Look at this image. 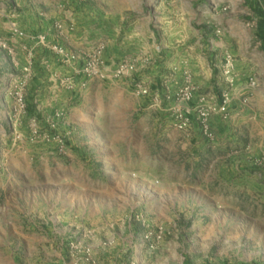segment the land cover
<instances>
[{
    "label": "rangeland",
    "instance_id": "rangeland-1",
    "mask_svg": "<svg viewBox=\"0 0 264 264\" xmlns=\"http://www.w3.org/2000/svg\"><path fill=\"white\" fill-rule=\"evenodd\" d=\"M3 1L0 0V187L5 185L7 193L0 194V202L6 197L12 207L22 204L24 210L32 203L28 194L32 196L35 190H22L21 204L19 194L8 191L10 184L18 180L19 169L26 173L22 180L30 187L38 173L59 169L85 172L87 164L79 154H85L89 141L79 122L84 116L87 100L83 93L88 86L78 96L71 95L72 99H60L69 104L71 114L61 107L42 114L39 99L26 91L30 76L24 73L28 69L21 70L10 61L12 48L6 39L10 35H6L7 22L2 17ZM139 1L147 6L145 9L168 13L164 18H154L152 25L159 20L170 23L172 29L178 25V161L170 157L172 154L160 155L164 143L161 126L168 122L174 126L173 108L166 112L153 109L150 102L161 93L141 84L149 96L138 98L133 94L138 98L136 110L117 117L118 121L134 125L130 127L131 143L142 154V159L125 169H134L136 175L147 173V180L161 187L170 180L164 173L170 165L178 170V189L199 191L200 200L216 196L210 193H219L220 197L214 205L197 203L180 189L178 198H184L187 204L178 202V210L172 215L161 211L166 222L156 219L152 211L137 207L125 213L116 230L127 232L130 225L128 233L136 237L142 230L135 221L137 215L150 228L164 229L162 241L153 251H147L149 264H264V136L260 145L253 122L261 118L264 130V49L256 36L257 18L252 12L258 3L264 9V0ZM17 8L7 9L6 13L15 14ZM10 22V31L12 25L19 30L16 22ZM61 81L58 86L64 89ZM106 111L108 115L113 112L111 107ZM216 119L224 122L232 135L239 134L243 145L237 146L236 152L242 149L245 153L236 155L238 161L224 163L238 169L234 172L237 176L221 188L210 187L207 175L211 167L217 170L222 164L212 160L219 153L214 143L222 132L215 128ZM102 137L115 141L117 153L123 150L117 143L119 136L104 130ZM244 172L252 178L250 185L241 188L242 184L237 186L234 181ZM16 261L30 263L23 253Z\"/></svg>",
    "mask_w": 264,
    "mask_h": 264
},
{
    "label": "crops",
    "instance_id": "crops-1",
    "mask_svg": "<svg viewBox=\"0 0 264 264\" xmlns=\"http://www.w3.org/2000/svg\"><path fill=\"white\" fill-rule=\"evenodd\" d=\"M3 3L2 17L7 22L6 35H10L6 39L12 48L10 61L21 70L28 69L24 73L30 76L26 91L29 96L35 95L39 99L36 102L42 114L60 107L72 113L69 104L60 99L73 97L58 85L62 79L75 74L78 63H65L52 51L55 46L82 56L103 43L106 46L104 60L108 65L127 60L134 63L135 72L128 78L90 81L84 90L83 98L87 104L83 119L80 122L72 119L83 125L89 141L85 154H79L82 162L87 164L85 172L59 169L38 173L36 182L30 187L22 180L26 173L18 170V180L10 184L8 191L19 194V204L22 203V190H35V193L28 194L32 203L24 210L22 204L12 207L6 197L0 202V264H18L16 258L22 253L25 260L29 259L28 264L33 258V264H62L68 260L71 240H75L79 249L89 250L97 264H149L150 253L133 245V234L128 233L130 225L124 232L125 229L119 230L118 223L123 222L127 211L137 207L152 211L156 219L166 222L161 211L172 215L178 210V202L187 203L184 198H178V190L183 188L178 189V170H173L170 165L164 172L170 180L161 187L147 180L149 174L136 175L134 169H125L142 159V154L131 143L130 127L134 125L118 121L117 117L136 110L138 98L133 95V87L138 81L161 93L150 102L153 109L166 112L176 106L178 25L174 24L172 29L170 23L162 20L152 25L154 18H164L168 13L145 9L147 6L139 0H4ZM15 7H18L17 13H6L7 9ZM10 21L18 24L26 38L11 33ZM46 99L50 101L46 102ZM108 107L113 110L110 115L106 111ZM253 122L261 145L263 121L258 118ZM215 124L222 132L214 143L219 153L212 160L222 164L217 170L211 167L207 175L211 180L210 187L221 188L237 176L234 172L238 169L236 165L228 167L224 163L238 161L236 155L245 153L242 149L236 152V147L243 145L239 134L232 135L224 122L217 119ZM104 130L119 136L117 143L123 146L121 152L117 153L118 150L113 148L114 140L102 137ZM161 130L164 143L160 155L169 153L178 161V130L169 122L161 126ZM251 178L250 173H245L234 183L242 184L243 188ZM254 186L260 189V186ZM5 193L6 187L2 185L0 194ZM200 193L188 189L182 191L197 203L205 201L214 205L220 197L219 193H210L216 196L200 200L197 198ZM74 264L87 263L79 257Z\"/></svg>",
    "mask_w": 264,
    "mask_h": 264
},
{
    "label": "built area",
    "instance_id": "built-area-1",
    "mask_svg": "<svg viewBox=\"0 0 264 264\" xmlns=\"http://www.w3.org/2000/svg\"><path fill=\"white\" fill-rule=\"evenodd\" d=\"M11 30L18 37L23 38L24 33L17 30L15 25L11 26ZM106 46L103 43H99L93 47V49L82 56L69 53L62 47L55 46L52 51L58 55L65 63L77 62L78 67L75 70V74L70 77H66L61 81L64 90L71 95L78 96V92L84 90L90 81H105L108 77L112 79H122L132 77L135 72L134 63L124 60L114 65H108L104 60ZM133 94L138 98H146L149 96L148 89L140 83H134ZM176 106L172 109L174 118V126L178 129V93L175 97ZM59 117V116H58ZM135 221L141 224V233L133 236V245L139 249L146 251H153L156 245L162 241L165 231L162 227L150 228L148 225L141 222V218L138 215L135 217ZM68 260H64L62 264H74V262L82 257L87 264H97L91 257V253L87 249H79L75 240H71L68 243Z\"/></svg>",
    "mask_w": 264,
    "mask_h": 264
},
{
    "label": "trees",
    "instance_id": "trees-1",
    "mask_svg": "<svg viewBox=\"0 0 264 264\" xmlns=\"http://www.w3.org/2000/svg\"><path fill=\"white\" fill-rule=\"evenodd\" d=\"M252 12L255 14L257 18L256 36L258 40L261 42V46L264 49V9H262L260 3H258L253 8ZM29 109L31 110L32 108L29 107Z\"/></svg>",
    "mask_w": 264,
    "mask_h": 264
}]
</instances>
